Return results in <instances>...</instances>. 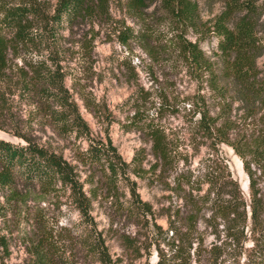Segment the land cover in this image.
I'll use <instances>...</instances> for the list:
<instances>
[{
	"label": "trees",
	"instance_id": "obj_1",
	"mask_svg": "<svg viewBox=\"0 0 264 264\" xmlns=\"http://www.w3.org/2000/svg\"><path fill=\"white\" fill-rule=\"evenodd\" d=\"M214 1H221L222 9L206 24L198 0H0V74L13 67L10 55L24 56L16 84L20 96L40 109L42 120L51 124L59 136H74L86 142L76 150L74 163L61 151L26 135H22L24 143L0 138V187L13 189L8 203L19 202V192L13 188L19 180L38 186L44 195L68 192L72 206L83 220L81 226L68 228L49 224L50 220L40 214L29 246L31 264H76L74 252L77 249L86 251L98 264H122L111 255L92 209L99 189L116 193L124 179L129 181L133 201L141 209L137 216L148 223L149 217L154 216L152 205L140 198L136 182L130 180L128 174L136 166L142 167V159L135 156L132 162H127L110 138L107 141L95 138L65 84L70 72L64 69L62 61L67 51L79 44L66 39L63 28L74 33L81 26L93 30L96 23H112L115 21L113 4L139 25L137 29L134 26L118 29V40L122 44H129L131 39L142 41L148 51L155 37L150 17L156 16L157 11L163 13L174 48L206 76L210 98L207 101L204 98L199 104L200 127L208 137L217 139V143L233 145L244 160L249 179V199L243 196L238 181L233 178L229 180L230 198L217 197L214 212L226 221L222 230L225 236L221 238L218 232L208 246L198 244L192 251L193 244L185 241L180 227L172 225L173 220H169L170 231H163L152 218V245L158 253L152 264H264V131L250 139L251 143L234 144L229 116L232 104L238 100L247 103L252 113L256 111V99L264 101V75L257 63L264 53L260 35L264 9L255 0ZM152 7L155 9L150 13ZM190 30L200 35H206L207 31L218 38L217 59L206 56L199 39L187 38ZM92 41V38L85 39L79 45L80 50H86L85 61L93 51ZM80 97L94 114L104 109V105L87 92H80ZM149 133L156 159L169 162L172 152L165 131L153 126ZM248 155L251 160L246 159ZM79 165L84 167V180ZM87 183L89 188H86ZM212 189L199 195L200 200L207 199ZM190 194L193 197L192 191ZM118 208L125 209V205L119 203ZM189 213L192 219L193 209ZM127 246L134 253L138 251L132 242L128 241Z\"/></svg>",
	"mask_w": 264,
	"mask_h": 264
},
{
	"label": "rangeland",
	"instance_id": "obj_2",
	"mask_svg": "<svg viewBox=\"0 0 264 264\" xmlns=\"http://www.w3.org/2000/svg\"><path fill=\"white\" fill-rule=\"evenodd\" d=\"M198 1L201 17L209 24L221 11L222 2ZM255 1L264 9V0ZM154 9L150 8L149 12L153 13ZM111 10L115 20L112 23H96L93 30L81 26L74 33L63 28L66 39L75 44L93 39V51L88 61L84 59L86 50H80L79 45L67 51L62 61L64 69L70 72L65 84L78 102L95 138L105 141L110 138L127 162H132L135 156L142 159V167L136 166L128 174L130 180L136 182L140 198L152 205L154 216L149 217V223L137 216L141 209L133 201L130 183L126 179L120 181L116 193L99 189L98 197L93 199L92 214L115 259L122 264H144L146 261L152 264L158 257L152 245V218L163 231H170L169 220H173L175 224L172 225L180 227L185 241L193 244L192 251L198 244L208 246L218 232H221V238L225 236L222 230L226 221L215 216L214 212L217 197L222 200L230 198L229 180L233 178L238 181L243 196L249 199V179L244 160L233 145L217 143V139L208 137L200 127L199 104L204 98L206 101L210 98L206 76L174 48L172 33L163 13L157 11L156 16L150 17L155 37L148 51L142 41L131 39L129 44H122L118 40V29L125 26L137 29L139 25L116 4ZM206 32V35H200L190 30L186 36L193 41L199 39L206 56L215 60L218 38ZM260 35L264 42V15ZM10 58L13 67L0 74V138L24 143L22 135H26L61 151L75 163L76 150L86 142L74 136H59L51 124L42 120L40 109L20 96L16 84L24 56L10 55ZM257 63L264 75V53ZM80 92H87L96 102L100 101L104 109L94 114L80 99ZM255 104V113L240 100L232 104L229 116L234 144L251 143L250 139L264 131V101L256 99ZM153 126H159L167 135L172 152L167 163L158 161L153 154L149 133ZM246 159L251 160V155ZM78 170L84 180V167L79 165ZM89 187L87 183L86 188ZM13 188L19 192L18 203L7 201L12 188L0 187V264H31L29 246L40 214L50 220L49 224L68 228L77 227V224L81 226L83 220L72 206L68 192L62 191L58 196L55 193L44 195L38 186L19 180ZM210 188L213 189L208 198L200 200L199 195L208 193ZM116 200L124 204L125 209H119ZM192 209L194 214L189 219L188 211ZM128 241L135 244L136 253L128 248ZM74 256L76 264H98L81 249H77Z\"/></svg>",
	"mask_w": 264,
	"mask_h": 264
}]
</instances>
